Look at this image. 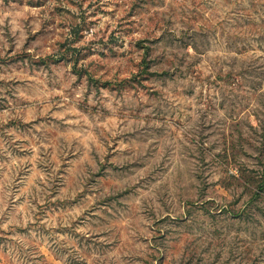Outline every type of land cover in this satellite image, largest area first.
<instances>
[{"label":"rangeland","instance_id":"rangeland-1","mask_svg":"<svg viewBox=\"0 0 264 264\" xmlns=\"http://www.w3.org/2000/svg\"><path fill=\"white\" fill-rule=\"evenodd\" d=\"M197 185L215 240L264 241V0H0V264H165Z\"/></svg>","mask_w":264,"mask_h":264},{"label":"clouds","instance_id":"clouds-1","mask_svg":"<svg viewBox=\"0 0 264 264\" xmlns=\"http://www.w3.org/2000/svg\"><path fill=\"white\" fill-rule=\"evenodd\" d=\"M232 170L229 169V172ZM216 173H219V170H215ZM207 175V173H205ZM169 177L164 176L163 179L159 177H154L157 179V184L152 185L149 188L148 195L150 197H156V191L159 190L160 195L162 196L167 188H159V185H162L165 180ZM235 187V186H234ZM197 189L192 190L189 194L182 196H174L171 198H166V204L170 205L168 212H164L163 209L157 211V216L168 215L170 217H178L176 220L165 221V225L170 227L172 230L165 235L163 241H157V244L160 245L153 254L160 255L164 254L168 257V260L165 264H180V252L176 249L183 243H188V253L183 257L185 260L189 259V256L195 255L199 256L202 249L206 248L208 244L212 245V251H219L222 253V261H227L228 264H253V260H256V264H264V241H256L253 243L249 241L248 243H242L240 245H235L231 237L221 243L218 240H215L212 235V226L209 221H205L203 224L200 223L203 216L198 215L199 212L207 211L209 215L212 214L209 206L204 205L203 208L193 207V204L199 205L202 201H198L196 198ZM230 191H232L230 189ZM239 190H237L238 192ZM233 192V194H237ZM192 199L193 204H185L184 201ZM179 200V203L175 201ZM154 203V200H153ZM151 207V205H149ZM214 207V206H213ZM187 212V214H185ZM151 222H149L150 224ZM166 231L165 227H161L158 234L163 235ZM246 239V238H245ZM179 242V243H178ZM207 259V257H205Z\"/></svg>","mask_w":264,"mask_h":264}]
</instances>
